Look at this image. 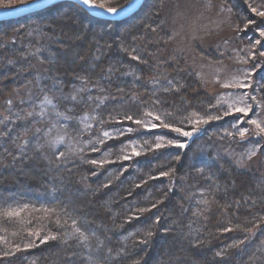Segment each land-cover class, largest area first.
Masks as SVG:
<instances>
[{"label": "trees", "instance_id": "trees-1", "mask_svg": "<svg viewBox=\"0 0 264 264\" xmlns=\"http://www.w3.org/2000/svg\"><path fill=\"white\" fill-rule=\"evenodd\" d=\"M35 13L0 21L7 27L0 28V264H264V142L242 136L237 116L225 115L211 91L188 89L197 70L181 57L172 62L171 49L151 40L160 14L110 21L66 1ZM65 13L80 37L89 23L116 24V38L97 28L79 51L67 41L74 38ZM94 35L102 42L98 59ZM65 42L71 58L60 56ZM257 77L264 80V68ZM35 87L39 97L56 100L65 132L80 139L71 152L55 149L57 140L25 104L31 99L12 98L14 88ZM154 116L158 125L188 131L185 147L154 150L158 136L174 137L140 131ZM126 128L135 133L125 135ZM129 142L137 154L127 155ZM249 144L262 152L258 170L230 156ZM125 155L132 167L123 171ZM163 173L175 183L158 177Z\"/></svg>", "mask_w": 264, "mask_h": 264}, {"label": "rangeland", "instance_id": "rangeland-1", "mask_svg": "<svg viewBox=\"0 0 264 264\" xmlns=\"http://www.w3.org/2000/svg\"><path fill=\"white\" fill-rule=\"evenodd\" d=\"M31 1L33 0H0V8H11ZM92 1L105 8H121L130 3L131 0ZM146 1L148 2L149 0ZM66 2L71 1L66 0ZM151 2L152 0L147 4L144 2L141 9L136 13H140L141 11V15L152 12L160 14L157 22L150 25V31L153 33L151 40L154 43H158V40H161L165 45V49H171L172 62L178 63L177 57H181V63L195 71L197 70L198 78L194 76L195 72L190 75L192 79L188 89L191 91L198 89L206 92L211 91L216 97L218 104L227 108L225 115L237 116V123L241 126L242 136L254 137L264 142V105L261 101L262 96L260 91V84H264V80H260L257 77L258 73L264 68V0H243V6L240 7H236L237 3L235 0H155L150 6ZM58 3L47 8H51ZM157 6L159 7L157 8ZM81 8L83 9L82 6ZM59 12L50 13L47 17L52 18V15H56ZM61 12L64 13V10L62 9ZM33 13L36 15L35 12ZM140 17L132 18L134 22H141L142 20H139ZM68 19L70 20V18L63 20L67 21ZM9 20L13 19L0 21ZM35 22H39V20L36 19ZM28 23H24L23 25ZM23 25L20 24L16 27L22 28ZM88 25L90 24L88 23ZM115 25H98L97 28L102 31L106 28H114ZM164 25L166 34L161 35L159 28ZM82 26L85 25L82 24ZM0 28L7 29L5 26H1ZM39 29L37 27L33 31L34 33H32L36 39H39L44 34ZM100 30L97 34L101 33ZM71 31H73L70 33L73 38L78 40L80 30L76 28L71 29ZM100 35L91 36L93 42L91 54L94 59L102 56ZM145 36H147V33ZM107 45L109 44H105L104 47H108ZM42 48L43 52H49L47 51V47L42 46ZM53 59L51 60L54 61L55 59ZM32 83L29 82V86H35ZM39 83L37 80L36 84ZM197 83L198 86L196 87ZM13 91L12 98L16 102L31 99L30 102L25 104L34 107L37 115L36 119L39 121L40 127L46 129L51 134L53 140L54 138L57 140L56 142L54 140V143L57 144L55 149L61 146L71 152L75 148L76 142L80 141V139H74V137L65 132L67 126L66 119L63 116L64 114L55 113L58 111V108L55 107V99L48 95L39 97V94L36 95V87L26 89L14 88ZM76 91L81 95L83 93L81 88L76 89ZM15 107V105H12L8 109H12L13 111ZM238 109H242L243 111H238ZM38 110L41 112L38 113ZM52 114H55L53 118ZM154 120L159 121V117L154 116L153 120L148 123H141L140 131H159L163 129L174 135V137H167L160 134L161 136L158 137L161 140L163 139V141L160 140V142L158 139L157 143L153 146L154 150L165 151L167 148L185 147L187 143L186 137L190 136L185 135L188 131L177 127L158 125L153 122ZM80 121L82 127L88 129L86 128L84 117L80 118ZM47 122L49 125H45ZM134 122L132 123L136 125ZM132 133H135L132 128L124 130V134L127 136ZM142 143L139 146L142 147ZM79 144L84 146L83 143H78L77 145ZM127 145L129 147V154L127 155L138 153L137 145L134 142H129ZM121 148H124V146L118 144V150ZM261 153L259 146L249 144L247 147L241 148L240 151L231 152L230 156L239 167L252 171L259 169ZM58 158L61 159L63 157L58 156ZM130 159L129 156L125 155L119 162L127 164L123 168V171L131 169L132 164L130 163ZM111 163L113 162L108 161L104 163L102 168L105 170L106 165ZM115 170L109 169L107 173L109 175L116 174ZM260 172L262 175L264 174L263 171ZM158 177L169 180L171 184L175 183V178L172 175L163 173L159 174ZM197 192L199 196H197L196 201L199 200L197 202H200L203 194H201V191L197 190Z\"/></svg>", "mask_w": 264, "mask_h": 264}, {"label": "water", "instance_id": "water-1", "mask_svg": "<svg viewBox=\"0 0 264 264\" xmlns=\"http://www.w3.org/2000/svg\"><path fill=\"white\" fill-rule=\"evenodd\" d=\"M66 0H33L28 3H24L11 8H0V20L14 19L22 17L24 15L45 9L55 3ZM81 5L90 15L110 20V21H121L134 15L143 5L145 0H131L126 6L121 8H105L94 3L91 0V4L94 7H89L83 3V0H67ZM108 9H115V12H110Z\"/></svg>", "mask_w": 264, "mask_h": 264}, {"label": "bare ground", "instance_id": "bare-ground-1", "mask_svg": "<svg viewBox=\"0 0 264 264\" xmlns=\"http://www.w3.org/2000/svg\"><path fill=\"white\" fill-rule=\"evenodd\" d=\"M155 0H152L150 6L153 4ZM235 2L237 3L236 7H240V6H243V0H235ZM149 6V7H150ZM62 17H65V18H70V20L68 19L66 21V25L69 29H71L72 25H76L77 22H75L71 16L70 13H65ZM96 25V24H95ZM97 26V25H96ZM96 26H91V25H85L83 26V28H81L82 32H83V35L81 37H79V39H72V38H68L67 41L69 42H74V43H77V46H78V50L81 51L83 50V48L85 47V43L87 42V39H88V35L89 33L95 31L97 29ZM84 29V30H83ZM116 32V29L115 28H111V29H106V30H102L101 31V35L103 37H109L110 39L114 40L116 38V35L115 34ZM0 34H1V31H0ZM70 44H68V42H65L64 44V47H63V50H61V54L60 56L62 57H66V58H71L70 57V51L68 50V46Z\"/></svg>", "mask_w": 264, "mask_h": 264}, {"label": "snow or ice", "instance_id": "snow-or-ice-1", "mask_svg": "<svg viewBox=\"0 0 264 264\" xmlns=\"http://www.w3.org/2000/svg\"><path fill=\"white\" fill-rule=\"evenodd\" d=\"M83 3L85 5H88L89 7H94V5L91 4V0H83ZM110 12H115V9H108ZM238 111H243L242 109H238ZM185 135H190V133H185ZM183 146V145H181Z\"/></svg>", "mask_w": 264, "mask_h": 264}]
</instances>
